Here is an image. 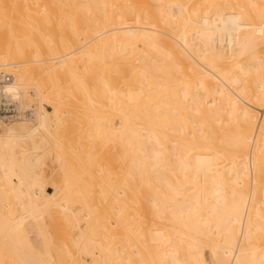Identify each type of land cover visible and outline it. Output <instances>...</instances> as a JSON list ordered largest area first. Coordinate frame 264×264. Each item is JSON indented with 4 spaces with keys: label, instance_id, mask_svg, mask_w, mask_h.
Here are the masks:
<instances>
[{
    "label": "bare ground",
    "instance_id": "bare-ground-1",
    "mask_svg": "<svg viewBox=\"0 0 264 264\" xmlns=\"http://www.w3.org/2000/svg\"><path fill=\"white\" fill-rule=\"evenodd\" d=\"M0 69V264H264V0H0Z\"/></svg>",
    "mask_w": 264,
    "mask_h": 264
},
{
    "label": "built area",
    "instance_id": "built-area-1",
    "mask_svg": "<svg viewBox=\"0 0 264 264\" xmlns=\"http://www.w3.org/2000/svg\"><path fill=\"white\" fill-rule=\"evenodd\" d=\"M11 80V76L0 73V86ZM0 116L4 119H14L19 116L17 105L9 97L0 92Z\"/></svg>",
    "mask_w": 264,
    "mask_h": 264
},
{
    "label": "rangeland",
    "instance_id": "rangeland-1",
    "mask_svg": "<svg viewBox=\"0 0 264 264\" xmlns=\"http://www.w3.org/2000/svg\"><path fill=\"white\" fill-rule=\"evenodd\" d=\"M80 45H81V44H80ZM79 64H80V65H79ZM78 66H79V68H81V63H80V62L78 63ZM79 68L77 69V71H79ZM0 70H2V71L5 70V71H7V72H10V71H8V69H0ZM80 71H82V70L80 69ZM35 102H37V100H35ZM78 107H79V108H78ZM78 107H76V108H78L77 110H81V109H80L81 107H80V106H78ZM74 108H75V107H74ZM54 158H55V157H54L53 154H49L48 157H47V160H48V161H51V160H53ZM48 191L50 192V191H52V190L49 189Z\"/></svg>",
    "mask_w": 264,
    "mask_h": 264
}]
</instances>
